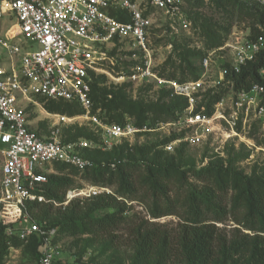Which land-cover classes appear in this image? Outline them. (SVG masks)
Listing matches in <instances>:
<instances>
[{
  "label": "built area",
  "instance_id": "1",
  "mask_svg": "<svg viewBox=\"0 0 264 264\" xmlns=\"http://www.w3.org/2000/svg\"><path fill=\"white\" fill-rule=\"evenodd\" d=\"M195 0H0V224L9 222L13 210L24 214L26 223L18 221L6 227V233L28 241L37 236L41 242L38 264H58L53 239L56 228L29 218V203H44L41 193L54 164L66 163L81 171L93 166L84 155L86 149L110 150L124 140L142 133L160 130L166 125L178 130L191 127H208L226 119L225 95L214 105L211 114L200 101L208 81L205 74L199 79L185 81L162 80L151 70L150 54L152 10L179 15ZM264 5V0H255ZM123 12L129 20H120L115 12ZM150 11V14H146ZM14 22L13 36L4 35V28ZM263 29L262 25H257ZM4 33V34H3ZM127 41L146 61L134 65L130 79L155 77L167 83L172 93L187 101V107L177 119L156 127L138 126L134 120L123 124L107 123L92 113L93 72L100 69L105 59L102 50L115 41ZM230 55L219 66L216 87L229 88V107L234 117L240 114L264 118V84L253 83L248 89L235 90L229 75L239 74L243 67L255 60L264 50V36L252 37V28L234 32L227 41ZM211 57L203 58L208 69ZM264 79V64L259 70ZM212 92V90L208 91ZM40 94L47 99L75 102L84 113L76 116L51 113L43 108L53 121L44 129L34 128L28 109L22 105L24 98ZM35 102V101H33ZM41 105L38 102H35ZM79 118L89 120L98 139L84 137L74 141L64 138V124ZM111 193L109 187L90 185L70 189L67 201L86 196ZM71 264H98L75 261Z\"/></svg>",
  "mask_w": 264,
  "mask_h": 264
},
{
  "label": "trees",
  "instance_id": "2",
  "mask_svg": "<svg viewBox=\"0 0 264 264\" xmlns=\"http://www.w3.org/2000/svg\"><path fill=\"white\" fill-rule=\"evenodd\" d=\"M205 1L195 0L190 2L187 8L199 9ZM213 1L230 12L233 17L232 23L233 21L248 23L252 28V37L264 36V5L255 0ZM146 14H150V11ZM115 15L120 20H129V16L123 12H115ZM257 25H262L263 29ZM224 41V37L214 36L213 46L220 47ZM117 42L118 40L115 41ZM195 57L201 61L204 55L199 52ZM184 60L189 61V58L184 57ZM263 64L264 50L257 54L255 60L243 67L239 74L228 76V79L233 80V88L248 89L256 82L264 84V79L259 75ZM190 67L192 75L190 79H199L202 70ZM92 76V113L102 121L123 124L126 121L124 115L128 113L135 116L134 121L138 126L147 125L149 128H154L160 122L158 115L146 119L148 114L146 108L128 97L127 85L110 91L107 87L101 86L104 75L96 76L93 72ZM228 89L223 87L213 94H210L211 92L206 94L204 102L208 114L213 112L214 105ZM34 96L51 113L69 116L84 113L81 106L75 102L47 99L40 94ZM187 105L185 99L176 96L175 100L166 107L168 119H177L178 113H181ZM40 127L45 130L47 124L42 122ZM182 135L183 133H177L161 141H154L142 147L145 150L139 152L134 150L135 146H130L127 140L106 151L86 149L84 155L93 161V166L83 171L66 163H56L54 164L56 172L48 174L47 182L41 187V193L51 203H29L28 212L39 222L48 220L52 202H64L66 192L79 188L73 176L81 175L95 186L111 188L116 185V192L87 197L85 204L76 203L73 208L70 206L62 219L48 220L47 225L50 227L59 225L64 231L73 234L99 235L110 232L118 226L123 213L132 209L126 201L132 202L139 197L135 176L141 170L139 186H144L149 193L150 201L147 209L151 218L158 219L168 215H178L182 218L175 237L176 247L174 246L181 255L182 264H264V178L256 175L246 176L237 170L228 171L220 165L192 170V174L206 184L202 187H190L187 199L183 203L184 211L180 214L176 207L178 203L170 198L169 189L170 182L175 181L180 184L184 182L186 170L180 168L174 161L148 158L145 154ZM81 137L98 139L93 131L83 126L71 125L64 130V138L67 141ZM137 154L141 157H137ZM230 190L233 191L230 198L231 205L228 203L224 205L223 199L228 196ZM118 195L123 198L122 201L118 200ZM230 214L240 227H235L229 237L222 232L217 223L224 222ZM14 224L15 222L0 224V264L6 262L11 249L14 248L30 250L32 260L38 264L41 242L37 236L25 241L16 235L7 234L6 227ZM242 228L251 233L244 232ZM136 238V252L132 264H167L171 259L172 241L167 234L149 229L145 232L138 231Z\"/></svg>",
  "mask_w": 264,
  "mask_h": 264
},
{
  "label": "rangeland",
  "instance_id": "3",
  "mask_svg": "<svg viewBox=\"0 0 264 264\" xmlns=\"http://www.w3.org/2000/svg\"><path fill=\"white\" fill-rule=\"evenodd\" d=\"M150 54L151 70H153L159 79L162 80H185L192 78L191 67L200 68L202 75L205 74L206 91L212 90L210 94L219 90L214 80L217 78L219 66L224 64L230 55L227 41L233 36L234 32L246 30L248 23L233 21L230 12L220 7L213 0H206L199 9L186 8L182 14L170 15L163 11L152 10ZM14 22L8 23L4 28V35L13 36L10 32L16 30ZM228 32L225 33V30ZM214 36L224 37V44L220 47H214ZM105 59L101 62L100 69L94 72L96 76L104 75L101 86L107 87L110 91H115L127 85L126 91L128 97L136 104L146 108L147 118L153 115L160 117V122L164 125L171 121L168 119L165 110L166 107L175 100L176 95L172 93L171 87L167 83L160 82L155 77L148 79L133 80L129 74L132 73L136 63L146 61L142 56H138L137 50L127 41H118L117 43L107 44L102 49ZM202 53L210 56L212 61L208 69L203 66V59L199 61L195 57L196 53ZM189 58V61H185ZM203 57V58H204ZM192 63V65H191ZM224 109L220 110L225 114L226 119H220L208 127H191L178 130L177 127H168L167 125L149 133H142L128 140L130 146H135L134 150L143 151L145 145L154 141H161L177 133H183L180 138L173 139L165 145L157 146L144 154L148 158H157L161 161H174L180 168L186 170V178L181 184L170 182L169 194L171 200L177 202L179 213L184 211L183 203L186 201L190 187H202L206 184L192 174V170H199L206 166L220 165L225 170H237L246 176H261L264 178V118L255 117L252 113L249 116L240 114L237 117L232 116L230 97L231 94H225ZM30 98L38 102L34 95ZM24 98L22 105L28 110L30 120L34 128H39L42 122L47 124L55 119L49 116L41 105ZM204 100V95L201 97ZM39 103V102H38ZM135 104V106H137ZM99 112V111H98ZM104 113V112H103ZM125 120H134L135 116L125 113ZM71 125L83 126L93 131L94 125L85 118H79L72 123L64 124V129ZM120 144V143H119ZM137 147V149H136ZM137 157L141 155L137 154ZM141 163H143L141 161ZM54 170V168H53ZM53 172H56L55 170ZM141 170L135 176V183L139 187V197L132 202L126 201L132 209L123 213L122 219L116 228L110 232L95 235L90 233L73 234L64 231L59 225L56 228V235L53 239V246L56 251V259L59 264H71L75 261H89L98 264H132V259L136 252V234L138 231H148L155 229L158 232L167 234L171 239L173 253L167 264H182L181 255L174 248L176 245L175 237L179 231L182 218L178 215H168L158 219L151 218L147 209L150 196L144 186H139V177ZM73 176V175H72ZM74 181L79 188H88L92 185L83 176H73ZM117 186L110 189L116 192ZM233 191L230 190L227 197L223 199L224 205H231L230 198ZM67 192L65 201L62 203L52 202L49 219L58 221L64 217L66 212L76 203L80 205L87 201L86 196H79L67 201ZM118 195V200L122 201ZM51 203L50 201H46ZM44 202V203H46ZM31 220H37L32 214H28ZM9 223H17L19 220L25 222L24 214L13 210L9 215ZM48 220L42 221L48 223ZM38 221V220H37ZM229 237L235 227H240L232 215L224 222L217 223ZM244 232L251 233L242 228ZM176 247V246H175ZM176 251V252H175ZM4 264H36L32 260L30 250L24 248L11 249L8 258ZM138 264V263H134Z\"/></svg>",
  "mask_w": 264,
  "mask_h": 264
}]
</instances>
